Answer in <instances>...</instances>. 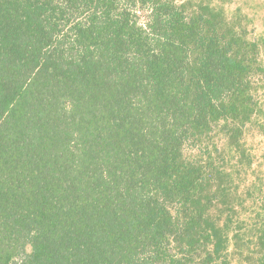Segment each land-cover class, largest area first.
I'll return each mask as SVG.
<instances>
[{"label": "trees", "instance_id": "trees-1", "mask_svg": "<svg viewBox=\"0 0 264 264\" xmlns=\"http://www.w3.org/2000/svg\"><path fill=\"white\" fill-rule=\"evenodd\" d=\"M0 264H264V0H0Z\"/></svg>", "mask_w": 264, "mask_h": 264}]
</instances>
